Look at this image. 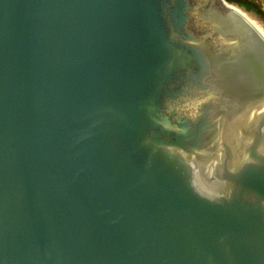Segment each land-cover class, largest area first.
<instances>
[{"label":"water","instance_id":"water-1","mask_svg":"<svg viewBox=\"0 0 264 264\" xmlns=\"http://www.w3.org/2000/svg\"><path fill=\"white\" fill-rule=\"evenodd\" d=\"M226 0H0V264H264V36Z\"/></svg>","mask_w":264,"mask_h":264},{"label":"trees","instance_id":"trees-1","mask_svg":"<svg viewBox=\"0 0 264 264\" xmlns=\"http://www.w3.org/2000/svg\"><path fill=\"white\" fill-rule=\"evenodd\" d=\"M226 1L230 4L237 5L240 8L242 7V9H244L245 11L255 14L259 19L264 21V9L256 1L254 0H226Z\"/></svg>","mask_w":264,"mask_h":264},{"label":"bare ground","instance_id":"bare-ground-1","mask_svg":"<svg viewBox=\"0 0 264 264\" xmlns=\"http://www.w3.org/2000/svg\"><path fill=\"white\" fill-rule=\"evenodd\" d=\"M230 7L238 10L239 12H241L243 15H245L255 26L256 28L262 33V35L264 36V26L260 23V21L255 18L251 13L245 11L244 9H242V7H238L237 5L234 4H228Z\"/></svg>","mask_w":264,"mask_h":264},{"label":"rangeland","instance_id":"rangeland-1","mask_svg":"<svg viewBox=\"0 0 264 264\" xmlns=\"http://www.w3.org/2000/svg\"><path fill=\"white\" fill-rule=\"evenodd\" d=\"M254 1H256L264 9V0H254ZM251 14L254 15L260 21V23L264 26V21L259 19L255 14L253 13Z\"/></svg>","mask_w":264,"mask_h":264}]
</instances>
